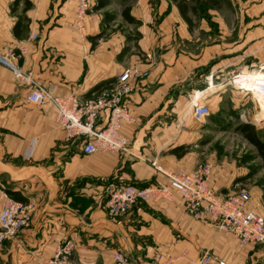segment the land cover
I'll list each match as a JSON object with an SVG mask.
<instances>
[{
  "label": "crops",
  "instance_id": "0c3cea01",
  "mask_svg": "<svg viewBox=\"0 0 264 264\" xmlns=\"http://www.w3.org/2000/svg\"><path fill=\"white\" fill-rule=\"evenodd\" d=\"M206 1L200 39L186 0H89L83 37L74 0H0V52L22 48L14 64L56 94L88 98L130 64L149 66L128 97L135 122L122 126L127 150L85 155L79 140L65 139L54 106L27 103L32 83L0 64V208L2 191L34 206L30 224L0 247V264H43L66 239L75 244L70 264H113L115 250L140 261L184 254L178 264H190L206 253L209 264H264V245L241 246L187 212L178 195L107 212L106 185L151 184L153 161L187 171L206 161L218 197L246 188L247 209L264 216V172L248 167L250 156L216 155L211 138L212 130L237 128L264 160L244 134L264 144V109L226 81L264 69V0ZM195 96L209 108L202 119L192 112ZM105 120L102 114L100 125Z\"/></svg>",
  "mask_w": 264,
  "mask_h": 264
},
{
  "label": "built area",
  "instance_id": "2783aa9c",
  "mask_svg": "<svg viewBox=\"0 0 264 264\" xmlns=\"http://www.w3.org/2000/svg\"><path fill=\"white\" fill-rule=\"evenodd\" d=\"M76 2L75 26L81 37L84 36V20L90 11L89 0H74ZM36 38L37 34H33ZM23 53L21 48L17 53L13 48L0 52V64L8 66L18 79L32 83V88L25 96L29 104L42 105L50 102L55 108V120L61 126L66 140H79L81 152L91 155L104 152L116 155L126 151L128 139L122 132L123 124H131L135 119L130 114L128 97L134 89L136 81L148 76L149 66L133 63L121 71L113 84L103 88L88 98H81L76 91L56 94L51 87H45L34 82L29 75L22 72L14 64ZM147 61L150 58L146 57ZM226 81L254 98L264 100V69L258 72L237 71ZM256 95V96H255ZM255 98V99H256ZM193 115L202 119L209 112L208 106L199 101L198 96L191 102ZM105 114V123L99 120ZM156 175L151 184L136 186L133 184L110 183L105 187L106 207L110 216H119L137 202L142 201H172L178 195L184 208L194 217L201 219L218 231L229 232L235 236L241 246L246 244L264 245V216L247 209L250 192L240 188L234 193L218 197L211 188V164L203 161L194 170L183 168L164 169L156 166ZM157 173L165 176L162 181ZM33 203L13 198L8 192L2 191L0 208V247L6 240L17 235L32 220ZM75 244L71 239L60 241L52 255L42 260L43 264H70ZM186 256H163L154 254L150 260L140 261L115 250L113 264H178ZM214 259L209 254H202L190 264H209ZM218 264H225L217 260Z\"/></svg>",
  "mask_w": 264,
  "mask_h": 264
},
{
  "label": "rangeland",
  "instance_id": "374dc122",
  "mask_svg": "<svg viewBox=\"0 0 264 264\" xmlns=\"http://www.w3.org/2000/svg\"><path fill=\"white\" fill-rule=\"evenodd\" d=\"M224 0H220V3H224ZM188 6L195 8L194 12H190L189 15L192 18V22L190 25L193 27L192 29L195 31V34L202 38L203 31L202 23L209 19V14L204 12L203 5L207 3L206 0H186ZM234 17L237 16V13L233 14ZM213 31V30H212ZM199 41V40H198ZM185 43V42H184ZM183 46H185L183 44ZM261 68V67H260ZM212 73L208 74V80L211 82L213 78ZM229 77V76H228ZM227 77V78H228ZM226 78V79H227ZM211 138L214 139L213 144L216 147V155L219 153L227 154L228 157H235L238 155L237 158L250 156L253 158V162L250 163L251 165L248 167H252L255 170L263 171L264 172V160L261 157H257V150L250 142H248L243 134L237 128H231L230 130L219 132L212 130ZM105 193V190H104ZM106 195V194H105Z\"/></svg>",
  "mask_w": 264,
  "mask_h": 264
},
{
  "label": "trees",
  "instance_id": "16d2710c",
  "mask_svg": "<svg viewBox=\"0 0 264 264\" xmlns=\"http://www.w3.org/2000/svg\"><path fill=\"white\" fill-rule=\"evenodd\" d=\"M186 19H188V18L186 17ZM244 134L246 135V137L250 141H252L258 147V149L260 150V152L262 153V155L264 157V151H263L264 144L260 140H258L257 138H255V136L253 134H251L250 131H245Z\"/></svg>",
  "mask_w": 264,
  "mask_h": 264
},
{
  "label": "bare ground",
  "instance_id": "6f19581e",
  "mask_svg": "<svg viewBox=\"0 0 264 264\" xmlns=\"http://www.w3.org/2000/svg\"><path fill=\"white\" fill-rule=\"evenodd\" d=\"M211 84H212V83H211ZM255 96H256V95H255ZM256 97H257V96H256ZM256 97H255V98H256ZM256 100L260 103V105H261L262 108L264 109V100H262V99H260V98H259V99L256 98ZM259 107H260V106H259Z\"/></svg>",
  "mask_w": 264,
  "mask_h": 264
}]
</instances>
